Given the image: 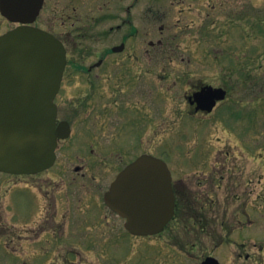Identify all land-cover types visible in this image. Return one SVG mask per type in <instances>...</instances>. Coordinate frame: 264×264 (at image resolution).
Wrapping results in <instances>:
<instances>
[{
	"label": "rangeland",
	"instance_id": "1",
	"mask_svg": "<svg viewBox=\"0 0 264 264\" xmlns=\"http://www.w3.org/2000/svg\"><path fill=\"white\" fill-rule=\"evenodd\" d=\"M132 4L136 7L129 12ZM94 8L96 41L85 53H70L69 61H97L105 47L120 44L131 25L138 28L139 35L128 45L129 50L139 47L143 52L142 64L132 66L128 54L117 61L133 70L140 66L136 70L143 79L141 110L149 126L143 135L150 143L157 126L158 145H144L143 151L129 155L155 153L169 165L175 180H189L195 191L207 188L204 175L211 169L204 165L212 167L217 160L220 180L192 201H205L208 220H198L207 227L193 233L177 223L159 237L136 238L126 232L120 217L102 207L90 220H81V229L60 230L59 245L49 241L40 250L25 230L38 202L22 185L25 178L0 173V264H29L27 257L40 253H45L46 264H201L209 255L221 264H264V0H94ZM125 21L131 23L118 29ZM8 29L11 24L0 16V33ZM159 40L164 46L152 49L150 44ZM146 50L152 53L147 56ZM102 72L107 77L105 67ZM152 73L159 76L157 99L151 95ZM198 82L230 89L229 99L210 116L189 112L185 95L189 85ZM65 93L72 98V86L66 84ZM81 106L96 113L90 123L99 120V125H106L107 83L102 82L97 95ZM62 107L69 115L76 109L64 103ZM111 119L117 127L124 125L114 114ZM96 135L107 143V129ZM108 136H117V131ZM72 143V153L61 166L70 173L80 162L76 155L87 158L86 148L88 152V142ZM111 151L114 158L126 153L117 146ZM119 164L111 167L112 177Z\"/></svg>",
	"mask_w": 264,
	"mask_h": 264
},
{
	"label": "flooded vegetation",
	"instance_id": "2",
	"mask_svg": "<svg viewBox=\"0 0 264 264\" xmlns=\"http://www.w3.org/2000/svg\"><path fill=\"white\" fill-rule=\"evenodd\" d=\"M89 1L44 0L42 10L33 24L35 27L53 34L66 47L68 64L61 90L56 97L58 105L57 127L63 124L68 131L71 130L69 138L59 140L54 166L39 175L25 176L26 184L32 191L31 198L38 202V209L29 212L25 222V230L30 238L33 239V242L41 245V247L49 241L59 245L58 233L60 230L64 228L79 230L81 229L79 223L82 222V219L86 220L89 218L88 220H90L94 211L98 212L102 207L106 210L105 194L113 181L111 167L120 163L116 168L121 171L123 169L120 168L121 166H126L144 153H139L132 157L129 155L130 152L135 150L143 151L144 145H158L157 126L153 129L154 131L151 130L150 143L145 141V135H143L149 126L147 124L144 125L146 121L141 110L143 106L141 99L144 95L143 79L138 76L136 70V68H140L138 65L142 64L140 61L143 58L141 55L143 52L138 49L139 47H133L129 50L128 45L133 37L139 35V30L135 25H131L127 35H123L120 44L111 45L108 48L105 47L102 51V57H99L97 61L92 63L69 61L70 53H85L96 41L94 0ZM135 7L136 4H132L127 10L130 12ZM130 23L131 21H125L118 26V29L125 28ZM12 25L13 27L15 26L14 24ZM162 31H164V28L161 29ZM102 36L106 39V34ZM150 45L152 49H157V47L164 46V41L159 40L157 43L152 42ZM118 47L122 48L121 51L115 52L114 48ZM151 53L150 50L145 51L147 56ZM123 54H128V59L133 60L132 66L138 63L134 70L131 67L124 68L121 62L117 61L118 56ZM155 54L156 52H153L150 57L151 60L154 59L153 55ZM157 62L155 61L153 64ZM104 67L107 70V77H103L104 73L102 71ZM153 75L154 73H152V77L149 76L152 81L151 95L152 99H154V96L157 99L159 96V76L157 74L154 78ZM102 82L107 83V123L104 126L99 125V120L98 122L90 123L91 118L96 113L87 111L81 106L84 101H88L97 95V87ZM66 84L67 86H72V98L65 93ZM203 86V82L189 85V89L186 92V101L194 110L196 104L188 98ZM146 92L148 93L149 89H146ZM70 100H73L74 103H67ZM133 101L135 106L132 103ZM62 103L67 105V109L76 107V109L71 111L73 115L65 112ZM112 114L119 118L118 123L121 122L124 125L120 124L117 127L113 124ZM102 128L107 129L106 144H102L100 137L96 135ZM78 130L79 133L77 134ZM113 131H117V136L111 138L108 134ZM91 134L93 135L91 136ZM129 135L130 138H128ZM133 136L134 138L132 139ZM74 140H77V145L79 146L83 145L85 141L88 142V152L86 148L87 158H82L79 153L76 155L75 160L80 162L73 167V171L70 173L61 166L63 161L72 153L74 148L72 142ZM103 145L106 146L105 149ZM114 146L124 150L126 152L125 155L119 158L112 157L111 148ZM218 165L217 160L212 167L211 164L204 165L207 170L211 169L208 176L207 174L204 175L208 184L205 187L208 188L217 180H220L217 177ZM59 166L61 167V172L58 171ZM191 185L192 182H189V180H174V190L177 198L182 199L185 196L191 198H196V196L203 197L204 192L208 191L207 188L201 191L192 190ZM198 215L196 214L195 217ZM190 225H192L191 228L194 231L202 232L207 227L197 221H193ZM49 227L51 229L50 234L48 232ZM53 228H55V231ZM246 260H250L249 255L246 256ZM28 261L31 264H46L47 260L45 253H40L29 255L26 259V262Z\"/></svg>",
	"mask_w": 264,
	"mask_h": 264
},
{
	"label": "water",
	"instance_id": "3",
	"mask_svg": "<svg viewBox=\"0 0 264 264\" xmlns=\"http://www.w3.org/2000/svg\"><path fill=\"white\" fill-rule=\"evenodd\" d=\"M43 0H1L10 20L30 22ZM115 50H121L115 49ZM66 66L63 44L47 32L21 27L0 37V171L34 174L55 160L58 138L54 99ZM226 91L204 87L195 94L198 109L212 111ZM126 218L133 235H156L175 215V195L167 165L143 155L123 170L106 196ZM202 264H219L208 257Z\"/></svg>",
	"mask_w": 264,
	"mask_h": 264
}]
</instances>
